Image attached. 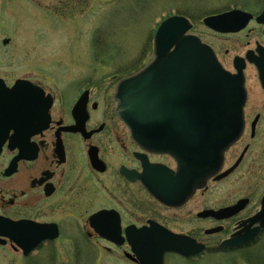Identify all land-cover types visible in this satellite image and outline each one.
Segmentation results:
<instances>
[{
    "label": "flooded vegetation",
    "instance_id": "af4514ba",
    "mask_svg": "<svg viewBox=\"0 0 264 264\" xmlns=\"http://www.w3.org/2000/svg\"><path fill=\"white\" fill-rule=\"evenodd\" d=\"M219 16L206 26L213 35L206 44L228 73L243 76L244 132L221 170L185 202L154 194L170 193L178 162L141 146L119 114L126 81L145 67L110 72L93 58L36 79L0 74V264H59L54 258L81 241L94 255L97 248L137 264L131 243L143 241L141 232L192 247L188 256L166 252L163 264L169 256L183 264H264V0L231 1L206 18ZM18 81L44 93L48 122L29 130L20 116H6L2 95ZM255 93L263 98L253 100Z\"/></svg>",
    "mask_w": 264,
    "mask_h": 264
},
{
    "label": "water",
    "instance_id": "95a60500",
    "mask_svg": "<svg viewBox=\"0 0 264 264\" xmlns=\"http://www.w3.org/2000/svg\"><path fill=\"white\" fill-rule=\"evenodd\" d=\"M224 17L207 18L204 23L209 26ZM247 23L248 19L244 26ZM192 29L190 20L183 16L164 21L155 35L154 61L126 81L121 96L119 114L138 143L178 162L170 193H154L166 204L185 202L204 189L221 170L226 151L244 131L247 97L243 76L226 72L212 49L189 34ZM2 99L6 116H20L28 123L26 129L36 128V120L48 122L51 105L29 82L18 81ZM152 234L141 232L143 241L131 243L139 264H163L166 252L191 254L188 242L159 240Z\"/></svg>",
    "mask_w": 264,
    "mask_h": 264
},
{
    "label": "rangeland",
    "instance_id": "374dc122",
    "mask_svg": "<svg viewBox=\"0 0 264 264\" xmlns=\"http://www.w3.org/2000/svg\"><path fill=\"white\" fill-rule=\"evenodd\" d=\"M237 0H0V74L7 80L68 73L88 66H67L99 58L110 72L133 74L154 59V36L173 16L191 20L204 43L213 41L203 21ZM220 52L222 43L214 40ZM3 54V55H2ZM82 60V61H80ZM83 60H86L83 61ZM115 70V71H114ZM253 100H261L263 97ZM254 155V153H253ZM223 185V184H222ZM215 191H217L215 189ZM226 186L222 188L223 194ZM215 192L210 190V197ZM203 197H198L202 201ZM59 264H133L120 253L95 255L86 242L72 243ZM47 263V262H44ZM166 264H183L167 257Z\"/></svg>",
    "mask_w": 264,
    "mask_h": 264
}]
</instances>
